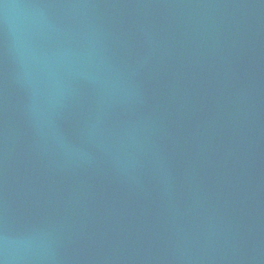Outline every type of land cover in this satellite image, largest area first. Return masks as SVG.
Returning <instances> with one entry per match:
<instances>
[{
	"label": "water",
	"instance_id": "1",
	"mask_svg": "<svg viewBox=\"0 0 264 264\" xmlns=\"http://www.w3.org/2000/svg\"><path fill=\"white\" fill-rule=\"evenodd\" d=\"M0 264H264V0H0Z\"/></svg>",
	"mask_w": 264,
	"mask_h": 264
}]
</instances>
